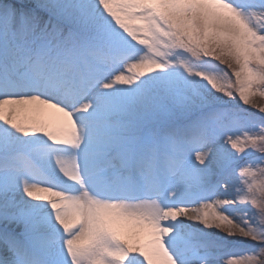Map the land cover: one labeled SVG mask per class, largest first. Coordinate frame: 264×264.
Returning a JSON list of instances; mask_svg holds the SVG:
<instances>
[{
  "label": "snow or ice",
  "instance_id": "1",
  "mask_svg": "<svg viewBox=\"0 0 264 264\" xmlns=\"http://www.w3.org/2000/svg\"><path fill=\"white\" fill-rule=\"evenodd\" d=\"M256 95L264 0H0V264H264Z\"/></svg>",
  "mask_w": 264,
  "mask_h": 264
},
{
  "label": "rangeland",
  "instance_id": "2",
  "mask_svg": "<svg viewBox=\"0 0 264 264\" xmlns=\"http://www.w3.org/2000/svg\"><path fill=\"white\" fill-rule=\"evenodd\" d=\"M213 63L219 65L220 68H223L226 71H228L229 75L231 74V69H228L226 64H220L219 61H215V60H213ZM250 100L252 101L251 104L245 105L241 102L240 107L247 109L249 112L253 113L257 118L259 116L264 115V113H260L258 110L259 106H264V97H262L260 95H256V96L250 97ZM236 101H239L238 96L236 97ZM253 105H255V106H253ZM257 123H259L258 120H257ZM259 155H260V153H252L251 150H249L248 156H244V154H240V157L238 158V163L239 164L246 163L248 160L255 159V157H257ZM237 179H238V177H237ZM233 191H234V188H233ZM217 198L223 199L225 197L222 195H218ZM190 207H199V205L192 204V205H190ZM248 207L251 209V211H256V209L252 208L251 205H249ZM206 231H215V232H218L219 235H221V236L226 235V233H224L223 231L215 229V228L206 229ZM228 239H230V240H242V241H244V243L239 244V245H230L227 248H225L224 250L218 252L216 254V257H215V264H227V259H228L230 253H240V252L244 251L249 245H252L255 243L251 240H248L247 238L239 236L238 234L235 236H232V237H228Z\"/></svg>",
  "mask_w": 264,
  "mask_h": 264
},
{
  "label": "bare ground",
  "instance_id": "3",
  "mask_svg": "<svg viewBox=\"0 0 264 264\" xmlns=\"http://www.w3.org/2000/svg\"><path fill=\"white\" fill-rule=\"evenodd\" d=\"M181 219H183V217H181Z\"/></svg>",
  "mask_w": 264,
  "mask_h": 264
}]
</instances>
